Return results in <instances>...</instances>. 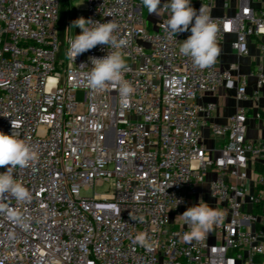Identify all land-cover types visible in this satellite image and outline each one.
<instances>
[{
	"label": "built area",
	"instance_id": "obj_1",
	"mask_svg": "<svg viewBox=\"0 0 264 264\" xmlns=\"http://www.w3.org/2000/svg\"><path fill=\"white\" fill-rule=\"evenodd\" d=\"M253 1L218 17L215 0H191L218 25V45L235 36L238 56H251L250 39L262 38L260 62L244 73L240 60L200 69L181 55L191 33L169 36L167 10L84 0L86 19L112 20L129 40L124 79L135 91L124 99L87 84L90 57L110 47L68 57L76 34L63 40L64 0H0V131L17 132L38 157L15 170L31 200L0 199V264H264V137L249 136L250 112L264 129V0ZM221 90L239 104L225 122L214 120ZM200 202L223 219L188 243L181 215ZM142 232L150 249L136 243Z\"/></svg>",
	"mask_w": 264,
	"mask_h": 264
},
{
	"label": "clouds",
	"instance_id": "obj_2",
	"mask_svg": "<svg viewBox=\"0 0 264 264\" xmlns=\"http://www.w3.org/2000/svg\"><path fill=\"white\" fill-rule=\"evenodd\" d=\"M142 4L149 14L159 16L161 9L170 12V17L164 24L165 32L169 36L190 30L191 34L180 45L179 52L190 58L196 67L204 69L216 62L221 52L217 42L219 28L212 17L206 14L203 6L197 11L191 6V0H168L162 7L161 0H142ZM93 24L94 27H89ZM72 27L81 30L80 34L75 35L69 42L67 55L73 62L78 55L98 45H106L112 49L102 58L90 57L92 67L87 74L88 87L95 91L111 86L118 89L122 98L130 97L135 89L124 79L127 64L122 54V49L129 45V40L118 37L116 33L119 25L112 20L101 23L80 17L72 22ZM12 128L18 129V125L13 121ZM37 158L36 151L24 139L19 138L17 132L13 131L9 135L0 131V167L7 166L6 171L0 173V199L12 198L20 203L31 200L30 191L16 181L15 170L17 167H29ZM2 208L3 205H0V210ZM181 216L190 228L183 236L184 241L188 243L203 240L213 230V226L223 219L222 212L205 202L189 207ZM10 219L20 227L28 228V218L22 213L14 212ZM131 219L136 217L132 216ZM135 240L142 247L149 249L152 247L147 233H139Z\"/></svg>",
	"mask_w": 264,
	"mask_h": 264
},
{
	"label": "crops",
	"instance_id": "obj_3",
	"mask_svg": "<svg viewBox=\"0 0 264 264\" xmlns=\"http://www.w3.org/2000/svg\"><path fill=\"white\" fill-rule=\"evenodd\" d=\"M255 6H259L258 0L253 1ZM241 6V0H215L213 8V14L218 17L232 16L235 15ZM235 39L234 35H228L224 42L219 44L221 49L220 55L218 56L217 64L224 68L227 67L229 62L240 60L242 62L243 72L249 73L254 68L257 62H260V53L257 48V44L262 38L252 37L250 39V51L251 56L240 57L237 52L232 49L231 42ZM264 40V38H263ZM235 52V54H233ZM219 62V63H218ZM253 80V79H252ZM214 99L219 104V109L216 117L214 118L217 122H225L227 118L236 112L237 106L239 105L233 97L227 96L224 90H221ZM205 100V99H204ZM264 106V98L261 101ZM249 120V136L253 139L258 137H264V129H259L258 122L254 119V112H250ZM206 134H210L209 129L206 130Z\"/></svg>",
	"mask_w": 264,
	"mask_h": 264
},
{
	"label": "rangeland",
	"instance_id": "obj_4",
	"mask_svg": "<svg viewBox=\"0 0 264 264\" xmlns=\"http://www.w3.org/2000/svg\"><path fill=\"white\" fill-rule=\"evenodd\" d=\"M85 15V3L84 0H64V8L61 15V23L59 25L63 40L68 36H74V34L80 33L79 28L72 27V22ZM235 54V52H233ZM219 63V62H218ZM77 97L79 101L85 100V94L83 91L77 92ZM109 184L105 183L99 186L96 190L98 193L107 191ZM85 194H92V191H84ZM190 200H195L194 196H190Z\"/></svg>",
	"mask_w": 264,
	"mask_h": 264
},
{
	"label": "water",
	"instance_id": "obj_5",
	"mask_svg": "<svg viewBox=\"0 0 264 264\" xmlns=\"http://www.w3.org/2000/svg\"><path fill=\"white\" fill-rule=\"evenodd\" d=\"M80 33L76 34V35H79Z\"/></svg>",
	"mask_w": 264,
	"mask_h": 264
}]
</instances>
